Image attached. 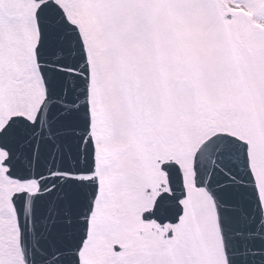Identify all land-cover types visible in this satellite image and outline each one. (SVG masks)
<instances>
[{"label":"snow or ice","instance_id":"snow-or-ice-1","mask_svg":"<svg viewBox=\"0 0 264 264\" xmlns=\"http://www.w3.org/2000/svg\"><path fill=\"white\" fill-rule=\"evenodd\" d=\"M0 264H264V0H0Z\"/></svg>","mask_w":264,"mask_h":264}]
</instances>
